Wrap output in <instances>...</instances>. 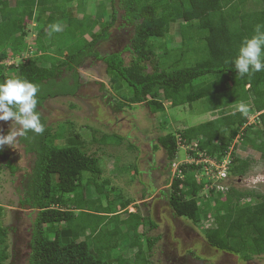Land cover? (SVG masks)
<instances>
[{
    "label": "trees",
    "instance_id": "16d2710c",
    "mask_svg": "<svg viewBox=\"0 0 264 264\" xmlns=\"http://www.w3.org/2000/svg\"><path fill=\"white\" fill-rule=\"evenodd\" d=\"M107 1L105 12L94 9L88 30L84 21L74 17L83 13V5L63 8L58 0H22L18 16L12 13L17 3L5 10L0 1V82L20 77L38 85V112L46 99L74 94L79 86L76 68L81 67L86 57L98 56L95 46L109 36V29L116 21L114 0ZM118 3L126 22L133 25L129 43L133 57L128 64L119 53L102 59L115 89L117 82L122 81L132 90L130 97L119 102V107L145 103L154 114L164 111L163 100L175 107L190 105L201 98H206L214 110L235 107L205 123L158 137L168 163L175 159L180 144L197 141L200 150L221 157L232 143L235 146L233 141L237 138L264 158V71L241 77L231 64L242 40L252 35L257 24H264V0H118ZM37 8L47 12V19L41 21ZM70 8L73 15L67 12ZM107 14L109 19L104 22ZM28 17L44 25L34 38L35 54L26 57L24 29ZM53 23L60 27L64 23V27L49 37L47 29ZM167 26L178 29L182 46L175 49L177 52L165 49L159 64L163 67L146 72V63L152 62L156 50L164 49L162 41L167 35ZM186 47L194 51L193 55L198 53L192 65L183 62ZM11 54L21 60L4 65ZM70 76L73 81L69 80ZM221 92L224 99L218 97ZM240 105L246 106L247 111L240 112ZM255 113L254 122H250V115ZM40 118L45 128L43 134L29 132L26 137H20L26 151L36 156L31 180L28 178L26 182L25 197L21 201L38 209L28 264H106L107 261H111L109 264H153L151 252L159 238L147 236L140 246L139 228H154L155 223L137 212H129L128 200H123L119 212L113 214L107 213L109 202L106 207L98 203L84 204L88 192L78 191L84 173L90 176L85 186H93L98 195H102L108 184L107 180L101 184L95 182L102 173L99 158L87 154L84 141L72 131L69 132L71 140L58 146L55 140L59 139L60 132L45 126L41 114ZM64 139L60 137L63 142ZM104 141L102 136L101 142ZM232 156L229 174L244 176L252 161L248 157ZM0 158L6 159L1 148ZM180 167L182 176L172 178L169 184L168 202L174 214L197 226L212 219L211 226L203 229L211 247L245 261L264 254V195L234 185L220 193L206 187L209 183L204 179L197 180L199 166ZM112 197L111 193L109 198ZM121 213L128 215L122 220L127 226L121 224L130 231L126 238L135 232L130 240H125L126 250L137 247L132 258L123 256L112 260L109 249L115 247L111 243L118 229H106V225L115 223L114 219ZM6 234L7 228L0 225V258L3 259L7 258Z\"/></svg>",
    "mask_w": 264,
    "mask_h": 264
},
{
    "label": "rangeland",
    "instance_id": "374dc122",
    "mask_svg": "<svg viewBox=\"0 0 264 264\" xmlns=\"http://www.w3.org/2000/svg\"><path fill=\"white\" fill-rule=\"evenodd\" d=\"M0 1L6 6L5 10L17 3V8L12 10V13L19 16L22 0ZM58 2L63 8L68 5L79 7L83 5V13H77L78 15L74 17L80 19V22L84 21L87 30L91 28L92 24L88 20L94 14V9L96 12L103 13L108 10L109 5L107 0H72L70 2L58 0ZM112 5L116 10V21L109 29V36L95 46L98 56L86 57L81 67L76 68L79 86L75 93L50 97L38 107L41 116L45 119V126H49L53 132H60L59 139L55 140L59 143L58 146H62L60 143H68L71 140L72 135L69 132L72 131L84 141L86 153L99 158L102 173L95 182L101 184L102 181L107 180L108 184L105 185L102 195H98L99 192L93 186H85L90 176L84 173L83 181L78 187V191L88 192L85 197L87 200L83 203L91 205L98 203L96 205L106 207L109 202L107 213L113 214L119 212L118 208L123 200H128L129 212H137L154 222L156 225L154 228H148V226L139 228L140 246L147 236L159 238L151 252L150 258L153 264H264V254L245 261L233 253L211 247L205 239L203 229L211 226L212 219L203 221L199 226L194 225L186 218L177 217L168 202L169 184L173 178V162L168 163L166 152L158 144V137L168 132L205 123L217 117L222 111L229 112L235 107L225 106L215 111L210 108L211 105L206 98L196 100L190 105L175 107L170 105V101L163 100L164 111L154 114L145 103L119 107V102L130 97L132 90L122 81L117 82L115 89L113 81L105 72V63L102 58L111 53H119L126 64L131 61L133 55L129 49V43L133 34V25L126 22L124 10L120 7L118 0H114ZM37 13L41 15V21L49 16L46 11L40 12V9ZM110 13L111 10L108 11V14ZM108 14L103 19L104 22L109 19ZM34 22V18H26L24 45L29 42L28 46L32 51L27 50L26 57L35 54L31 36L38 34L40 27H35ZM40 24L44 25L41 22ZM62 27L64 23L60 28ZM173 27L167 26L168 32L165 40L162 41L164 49L156 50L152 62L146 63V72H152L155 67L162 66L159 65L160 58L165 49L175 50L182 46L180 33ZM184 51L186 56L183 62L194 64L198 53L193 55L194 51L188 47ZM18 60L21 59L13 58L11 54L4 65L17 63ZM64 75L66 72L62 77ZM69 80H72L71 76ZM218 97L224 99L222 92ZM254 115L256 117L257 113ZM254 118L251 115L250 122H254ZM18 129L19 125L15 121H0V134ZM61 136L66 139L64 142L60 140ZM102 136H105L106 144L101 142ZM233 142L235 146L232 143L229 147V149L232 148V155L244 153L252 163L243 177L230 176L231 185L238 189H251L264 195V180L253 183L254 177H264V158H261L256 151L250 150L240 138ZM1 149L6 159L0 158V225L7 228L5 237L7 258H0V262L1 264H28L31 252L30 241L36 226L38 209L21 204V201L24 200L26 182L33 172L36 156L26 151L19 136L13 147L6 145ZM176 154L174 162L180 165L184 158L186 159L185 149L179 146ZM111 193L113 197L110 199ZM127 216L126 213H121L114 219L115 223L106 225V229H118V234L113 237L111 243L115 244V247L109 249L110 255L113 256L112 260L116 257L132 258L133 252L136 251L137 246L132 247L130 251L126 250L125 240H130L135 233L131 232L126 238L130 231L121 224L127 226L126 222H122ZM109 252L107 250V253ZM110 262L107 261L106 264Z\"/></svg>",
    "mask_w": 264,
    "mask_h": 264
},
{
    "label": "clouds",
    "instance_id": "9594fccd",
    "mask_svg": "<svg viewBox=\"0 0 264 264\" xmlns=\"http://www.w3.org/2000/svg\"><path fill=\"white\" fill-rule=\"evenodd\" d=\"M59 31L61 28L57 23L50 24L47 29L49 37ZM31 37L35 46L34 38L37 34H32ZM28 44L29 42L26 43L27 50L31 51ZM231 64L241 77L264 71V24H257L252 35L242 40ZM38 92V85L20 77L0 82V121H15L19 125L18 130L0 134V148L6 145L13 147L18 136L26 137L29 132L44 133L45 128L37 111ZM239 111L246 112V106L240 105ZM261 180H264V177L256 176L253 178V183Z\"/></svg>",
    "mask_w": 264,
    "mask_h": 264
},
{
    "label": "built area",
    "instance_id": "2783aa9c",
    "mask_svg": "<svg viewBox=\"0 0 264 264\" xmlns=\"http://www.w3.org/2000/svg\"><path fill=\"white\" fill-rule=\"evenodd\" d=\"M179 146L185 149L186 159L184 158L180 165H177L174 160L172 161L173 163L171 162L173 178L182 176L181 165L194 164L200 167L196 174L198 181L204 179L209 183L206 187L215 189L220 193H225L227 191L228 186L231 185L229 170L233 160L232 148L221 157H214L200 150L197 141H192L188 144H180Z\"/></svg>",
    "mask_w": 264,
    "mask_h": 264
},
{
    "label": "crops",
    "instance_id": "0c3cea01",
    "mask_svg": "<svg viewBox=\"0 0 264 264\" xmlns=\"http://www.w3.org/2000/svg\"><path fill=\"white\" fill-rule=\"evenodd\" d=\"M72 11H73V8H70V9L67 10V12H68L69 15H73V14H72ZM67 12H66V13H67ZM26 25H27V24H26ZM34 25H35V27H40V28H39V31L43 28V25H41L40 22H36V21H35V22H34ZM250 117H251V115H250ZM250 117H249V118H250ZM254 117H255V115H253V118H254ZM254 119H255V118H254ZM249 121H250V120H249ZM249 149L252 150L251 148H249ZM237 157L243 159V158H245V154H244V153H242V154H238Z\"/></svg>",
    "mask_w": 264,
    "mask_h": 264
}]
</instances>
